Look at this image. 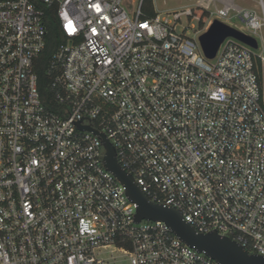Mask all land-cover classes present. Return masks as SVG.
<instances>
[{
    "label": "built area",
    "instance_id": "obj_1",
    "mask_svg": "<svg viewBox=\"0 0 264 264\" xmlns=\"http://www.w3.org/2000/svg\"><path fill=\"white\" fill-rule=\"evenodd\" d=\"M189 1L144 18V0H0V264H218L164 222L137 221L95 132L150 201L264 257L256 57L231 41L211 62L178 31L183 16L236 12L257 34L264 0L261 14ZM54 8L62 42L42 95L35 67Z\"/></svg>",
    "mask_w": 264,
    "mask_h": 264
},
{
    "label": "water",
    "instance_id": "obj_2",
    "mask_svg": "<svg viewBox=\"0 0 264 264\" xmlns=\"http://www.w3.org/2000/svg\"><path fill=\"white\" fill-rule=\"evenodd\" d=\"M106 148V168L125 186L129 198L138 205L136 219L164 222L172 233L187 245L206 254L218 264H264V257L250 254L239 243L217 232L199 233L193 226L184 221L181 213L171 207L153 203L145 195L134 177L128 174L118 163L115 149L106 137L98 132Z\"/></svg>",
    "mask_w": 264,
    "mask_h": 264
},
{
    "label": "rangeland",
    "instance_id": "obj_3",
    "mask_svg": "<svg viewBox=\"0 0 264 264\" xmlns=\"http://www.w3.org/2000/svg\"><path fill=\"white\" fill-rule=\"evenodd\" d=\"M235 3L244 8L257 10L260 14L258 0H235ZM156 13L165 18L173 12H182L191 8L189 0H153ZM198 15L201 13L198 11ZM187 28L188 36L196 39L202 56L214 62L218 58L223 46L228 42L239 43L250 49L255 57L264 59V29L255 34L247 29L236 12H231L228 18L220 19L216 16L204 19L203 29L199 28L198 20H191L183 16L178 31Z\"/></svg>",
    "mask_w": 264,
    "mask_h": 264
},
{
    "label": "trees",
    "instance_id": "obj_4",
    "mask_svg": "<svg viewBox=\"0 0 264 264\" xmlns=\"http://www.w3.org/2000/svg\"><path fill=\"white\" fill-rule=\"evenodd\" d=\"M57 11L54 9L46 10V21H47V44L46 49L43 52L42 56L36 63L35 71L38 75L39 89L43 94L46 92L47 85L50 82V79L47 75V68L50 63V59L56 48L61 44L62 35L59 30L57 19ZM143 16L144 18H152L156 16V11L154 9L153 0H144L143 3ZM204 21L199 23V28L203 29ZM256 71L258 73V78L260 85L264 91V65L260 57H256Z\"/></svg>",
    "mask_w": 264,
    "mask_h": 264
}]
</instances>
